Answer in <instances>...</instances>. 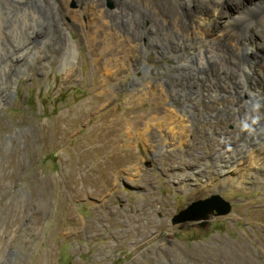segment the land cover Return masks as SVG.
I'll return each mask as SVG.
<instances>
[{"label":"rangeland","instance_id":"1","mask_svg":"<svg viewBox=\"0 0 264 264\" xmlns=\"http://www.w3.org/2000/svg\"><path fill=\"white\" fill-rule=\"evenodd\" d=\"M29 1L39 17L29 6L3 0L0 47L9 40L30 39L32 29H49L47 40L71 38L76 49L74 59L59 64L45 58L34 38L23 70L0 50V264H264V189L249 180L222 184L216 160L209 156L219 137L207 126L235 130L220 114L225 105L231 110L232 93L128 104L133 85L164 80L181 89L185 75L176 72L179 66L203 78L217 67L215 54L204 43L199 55L186 51L181 61L160 57L156 40L146 34L164 19L178 26L179 20L198 25L199 16L213 20V38L226 35L228 46L241 40L243 51L264 70V0ZM88 6L128 16L118 22L122 33L144 52L133 70L125 66L117 78H105V32L86 28L70 15L86 13ZM247 9L263 18H253L241 36L228 33ZM93 18L90 11L84 22ZM247 73L249 86L256 88L260 78L250 68ZM186 106L193 109L191 140L196 138L198 150L187 147L175 158L160 138L154 149L136 137L125 140L127 122ZM125 143H133L132 149ZM198 159L205 178L179 184L178 177L192 171L175 169L176 164ZM247 175L252 177L251 170ZM215 197L231 205L229 213L210 210L202 218L175 223L194 203Z\"/></svg>","mask_w":264,"mask_h":264},{"label":"bare ground","instance_id":"2","mask_svg":"<svg viewBox=\"0 0 264 264\" xmlns=\"http://www.w3.org/2000/svg\"><path fill=\"white\" fill-rule=\"evenodd\" d=\"M2 3L3 0H0V7ZM10 3L16 7L29 6L39 17L38 10L29 0H10ZM90 11H93L94 18L84 22L85 16H88ZM244 11L239 22L228 27V33L241 36L243 30L254 22L253 18H263V15L258 16L254 10L247 9ZM11 13L12 11L9 10L3 15L5 22L9 21L10 17L8 16ZM70 15L75 18L77 23L86 28L96 26L105 32L104 49L101 50L103 54L101 70L105 78L109 80L117 78L119 74H123L125 66H129L133 70L137 57L140 56L141 58L144 52L139 50L129 36L122 33L124 26L119 25L118 22L128 17L124 15L123 11L115 15H108L102 10H94L92 6H88L86 13L78 15L70 12ZM34 19L35 17L32 18V21ZM197 20L198 25L195 26L185 25L179 20L180 26H178L168 19H164L158 25H153V30L146 35L151 39L154 37L156 40L159 46L155 45L154 48H158L160 57L171 56L178 61H181L186 51L192 52L193 55H199L197 51L199 46L203 43L207 44L210 52L215 54L216 69L210 72L206 71L205 74L208 77L203 78L194 69L179 66L176 72L185 75L184 82L180 85L181 89H177V86H169L164 80L160 82L150 81L141 86L133 85L128 104L132 107H135L133 105L141 106L148 101L156 104H167L186 96L220 97L222 93L229 91L233 96L230 101L232 108L228 110L229 105H225L220 114L230 119L236 127L233 132L229 133L228 131L222 132L218 127L207 126L212 135L219 137L215 140L217 143L211 147L209 156L216 160V172L222 184L235 182L241 185L244 181L249 180L264 189V70L257 69L255 62L251 60L248 53L243 51L241 40L238 39L228 46L223 39L226 35H222L223 38H213V20L202 16H199ZM62 29L67 31V28L63 26ZM48 30L32 29L29 35L31 38L33 37L32 39L27 37L29 40H9L4 45L2 44L0 50L5 51L4 58L16 68L23 70L31 57L30 45L35 42L36 39L34 38H37L45 50V58H54L59 64L74 59L75 42L71 38H59V36L47 40L44 36L47 35ZM108 56L111 57L107 59ZM248 68L254 70L255 75L260 78L256 88H253L254 90L249 86ZM9 73L12 71L9 70ZM95 86L99 85L96 84ZM245 104H249L250 108L243 109ZM207 117L210 115L207 114ZM192 119L193 109L187 106L180 111L168 107L162 114L152 111L142 116L140 120L135 122L136 124L134 123L135 125L127 122L125 140L136 137L146 146L154 149L156 139L160 138L165 151L176 158L187 147L195 151L199 149L194 142L196 138L194 141L191 140L194 133ZM229 134L230 136H228ZM132 144L125 143L130 149H132ZM243 153L246 156L240 157V154ZM199 163L198 159L194 163L176 164L175 169L185 167V169L192 171L190 175L184 177L180 175L178 183L186 185L190 184L195 177L205 178L206 172L198 167ZM248 170L252 172L251 178L247 175ZM211 215L213 213H210L206 219Z\"/></svg>","mask_w":264,"mask_h":264},{"label":"water","instance_id":"3","mask_svg":"<svg viewBox=\"0 0 264 264\" xmlns=\"http://www.w3.org/2000/svg\"><path fill=\"white\" fill-rule=\"evenodd\" d=\"M231 205L223 201L220 197H215L211 201L194 203L188 213H181L175 218V223L195 220L204 217L210 210H215L218 215L229 213Z\"/></svg>","mask_w":264,"mask_h":264}]
</instances>
